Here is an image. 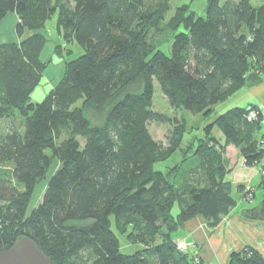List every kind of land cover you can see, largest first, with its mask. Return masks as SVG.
<instances>
[{"label":"trees","instance_id":"1","mask_svg":"<svg viewBox=\"0 0 264 264\" xmlns=\"http://www.w3.org/2000/svg\"><path fill=\"white\" fill-rule=\"evenodd\" d=\"M72 2L0 0V22L13 13L21 37L0 44V119H20L0 137V164H11L9 175L0 173V251L25 234L51 264H193L174 233L194 217L214 227L235 206L223 152L231 144L245 165L260 162L262 118L253 104L255 120L247 119L245 107L219 113L191 154L172 167L174 177L155 165L182 149L185 130L173 124L166 147L151 139L155 82L171 109L205 117L240 88L260 82L264 3L207 0L204 16L182 8L165 53L152 37L163 28L168 0ZM56 11V27L83 52L33 102L45 68L38 30ZM215 127L224 143L212 134ZM191 158L197 163L186 167ZM53 159L58 166L46 178ZM42 179V199L29 208ZM260 186L262 199L244 211L248 217L264 219V173ZM120 235L136 248L121 250ZM228 264H264V258L245 246L231 252Z\"/></svg>","mask_w":264,"mask_h":264},{"label":"rangeland","instance_id":"2","mask_svg":"<svg viewBox=\"0 0 264 264\" xmlns=\"http://www.w3.org/2000/svg\"><path fill=\"white\" fill-rule=\"evenodd\" d=\"M62 3H65L69 6L73 5L72 0H58ZM229 0H220V3H224ZM238 1V0H230ZM157 0H149V4L153 5ZM207 0H168L170 6L169 11L165 14L163 20V28L159 30L156 36L152 39L157 40V49L169 53L171 45V22L178 19V12L183 8L189 12L193 11L196 15L204 16L205 7ZM252 6L257 7L264 3V0H250ZM182 9V10H183ZM58 12L56 11L51 18L45 22L44 28L38 30L39 33H42L45 38V44L41 50L40 57L41 60L45 63V68L43 69L40 80L36 88L31 94V100L33 102H38L42 100L44 95L48 93L55 85L60 81L65 72V64L68 60L78 56L83 52L82 48L73 40L65 38L60 30L56 27ZM16 17L5 15V17L0 22V44L3 43H18L21 40V37L18 36L15 32V23ZM29 32L25 31L24 36ZM152 33V31H150ZM30 34V33H29ZM151 37V36H150ZM152 109L156 114V118L152 121H149L147 124L148 133L151 139L155 142H160L164 147L168 146L166 139L167 134L171 131L173 124L179 122V124L184 125V138L181 142L180 147L182 149L176 150L169 159L166 161H159L156 163L155 168L164 171L165 173H173L175 177V171L172 167L176 166L186 155H190L195 146L198 143V139L204 136V127L208 124L212 117L213 113L205 117L200 114H192L187 110H174L170 108L168 99L161 92L159 85L155 82V88L152 98ZM248 105V104H247ZM20 124V119L18 116H15L13 119H0V137L8 131L12 126H18ZM212 134L217 136L222 134L220 130L216 127L212 129ZM49 152V151H48ZM225 158V149L223 152ZM228 167V161L225 158ZM244 163V160L242 158ZM197 163L196 158H191L186 164V167L194 166ZM58 166L57 160L53 159L51 166L46 174L50 175ZM172 169V170H171ZM175 169V167H174ZM11 170V164H0V173L3 175H9ZM16 184V183H14ZM16 186H18L16 184ZM45 187V179L40 180L34 187L33 192L29 199V208L34 207L42 199V194ZM19 188V186H18ZM250 189H244V197L249 200L252 197ZM251 191V190H250ZM261 195V191H258V195ZM173 214L178 212L177 205L174 206L172 210ZM176 235V232L174 233ZM120 248L125 252L132 251L136 248L135 244L128 242L125 239V235H120ZM175 242H180V240H175ZM184 245V244H183ZM186 246V245H184ZM193 264H200L198 258H193Z\"/></svg>","mask_w":264,"mask_h":264},{"label":"crops","instance_id":"3","mask_svg":"<svg viewBox=\"0 0 264 264\" xmlns=\"http://www.w3.org/2000/svg\"><path fill=\"white\" fill-rule=\"evenodd\" d=\"M12 14L9 13L11 16ZM260 77V82L240 88L225 101L217 104L210 122L229 108L253 104L260 111L262 118L260 133L264 134V73ZM215 137L221 143L225 142L222 134ZM225 158L229 170L226 179L233 185L235 206L223 215L214 227H210L203 218L194 217L187 220L175 235V240H180L186 245L184 251L192 259L198 258L200 264H228L231 252L245 246L253 247L264 258V219L244 214V211L257 207L262 199L263 189L260 181L264 173V157L260 162L247 166L243 163L238 148L229 144L225 147ZM240 186L252 191L251 199L247 200L244 191L238 190ZM258 191H261V195L260 193L258 195Z\"/></svg>","mask_w":264,"mask_h":264},{"label":"water","instance_id":"4","mask_svg":"<svg viewBox=\"0 0 264 264\" xmlns=\"http://www.w3.org/2000/svg\"><path fill=\"white\" fill-rule=\"evenodd\" d=\"M0 264H51V258L31 237L20 234L9 248L0 251Z\"/></svg>","mask_w":264,"mask_h":264},{"label":"built area","instance_id":"5","mask_svg":"<svg viewBox=\"0 0 264 264\" xmlns=\"http://www.w3.org/2000/svg\"><path fill=\"white\" fill-rule=\"evenodd\" d=\"M246 112H247V119L248 120H255L258 116V110L255 109L252 104H248L245 106ZM177 248L179 249V251H184L185 246L183 245V243L180 242H176Z\"/></svg>","mask_w":264,"mask_h":264}]
</instances>
